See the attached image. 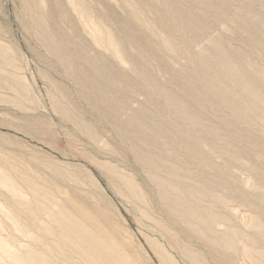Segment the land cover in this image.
<instances>
[{
  "label": "rangeland",
  "instance_id": "obj_1",
  "mask_svg": "<svg viewBox=\"0 0 264 264\" xmlns=\"http://www.w3.org/2000/svg\"><path fill=\"white\" fill-rule=\"evenodd\" d=\"M111 260L264 264V0H0V264Z\"/></svg>",
  "mask_w": 264,
  "mask_h": 264
},
{
  "label": "bare ground",
  "instance_id": "obj_2",
  "mask_svg": "<svg viewBox=\"0 0 264 264\" xmlns=\"http://www.w3.org/2000/svg\"><path fill=\"white\" fill-rule=\"evenodd\" d=\"M121 181H122V180H121ZM123 181H124V180H123ZM127 181H128V180H127ZM124 184H125V183H124ZM165 199H166V198H165ZM75 200H76V199H75ZM71 205H72V204H71ZM78 205H79V204H78ZM85 215H86V214H85ZM90 215H91V214H90ZM90 215H89V217H90ZM82 216H83V215H82ZM82 216H81V217H82ZM87 216H88V215H87ZM84 217H85V216H84ZM91 217H92V216H91ZM86 218H87V217H86ZM82 219H83V218H82ZM186 219H187V218H186ZM181 220H182V219H181ZM84 221H85V220H84ZM88 222H89V221H88ZM79 223H80V222H79ZM79 223H78V224H79ZM83 223H84V222H83ZM187 223H188V222H187ZM84 224L86 225V223H84ZM87 224H88V223H87ZM90 229H91V228H90ZM101 236H102V235H101ZM103 236H104V235H103ZM105 239H107V238H105ZM103 240H104V239H103ZM105 242H106V241H105ZM107 242H108V241H107ZM86 244H87V242H86ZM92 245H93V244H92ZM108 245H109V244H108ZM110 247H111V246H110ZM110 249H111V248H110ZM108 250H109V249H108ZM114 250H115V249H114ZM111 251H112V250H111ZM112 252H113V251H112ZM112 252H111V253H112ZM115 252H117V251H115ZM160 252H161V251H160ZM113 253H114V252H113ZM158 253H159V252H158ZM113 256H114V255H113ZM158 256H160V255H158ZM117 257H118V256H117ZM117 257H116V258H117ZM161 257H162V256H161ZM161 257H160V258H161ZM163 258H164V257H163ZM163 260H164V259H163ZM165 260H167V259H165ZM169 260H170V259H169ZM111 261H112L113 264H117L116 262H113V260H111ZM120 261H121V260H120ZM161 261H162V260H161ZM128 262H129V261H128ZM131 262H132V261H131ZM170 262H171V261H170ZM126 263H127V262H126ZM129 263H130V262H129ZM132 263H133V262H132ZM168 263H169V262H168ZM172 263H173V262H172ZM174 263H175V262H174ZM127 264H128V263H127Z\"/></svg>",
  "mask_w": 264,
  "mask_h": 264
}]
</instances>
